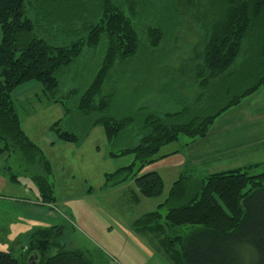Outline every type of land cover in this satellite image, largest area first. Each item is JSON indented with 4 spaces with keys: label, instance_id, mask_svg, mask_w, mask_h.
I'll return each mask as SVG.
<instances>
[{
    "label": "trees",
    "instance_id": "1",
    "mask_svg": "<svg viewBox=\"0 0 264 264\" xmlns=\"http://www.w3.org/2000/svg\"><path fill=\"white\" fill-rule=\"evenodd\" d=\"M124 2L96 0L89 19L81 21V16L62 18L53 8L58 17L46 10L37 12L28 0H0V157H12L18 163L21 171H10V176L15 180L19 174L27 175L47 205L56 202L52 169L24 132L12 94L30 82L40 85L52 104L63 110V117L49 130L64 143L81 144L95 127H101L111 143L137 125L132 116L119 120L109 116L112 96L103 94L114 65L134 58L140 47L132 22L138 0ZM210 5L214 16L203 26L202 62L194 72L201 91L196 102L201 103L207 91L222 86L229 101L214 115L194 116L184 123L182 118L191 113L187 108L161 116L147 112L137 125L138 143L109 153L113 158L132 155L133 162L105 174L102 186L106 189L132 183L143 198L161 197L162 178L142 171L171 155H160L161 148L180 137L187 139L185 147L204 138L221 114L264 87V0H212ZM147 37L153 50L164 39L159 28H149ZM101 44L105 47L101 62L77 101L78 112L88 125L80 136L63 131L62 121L69 110L55 97L57 75ZM71 93L77 95L76 90ZM220 98L216 96L214 101ZM260 166L264 167L256 164L199 178L185 171L171 185L164 202L135 221V229L155 236L170 264H264V171L252 173ZM54 234L53 228L36 232L29 241L47 250ZM58 252L46 257L44 264H89L78 252ZM0 264L21 263L11 253L0 251Z\"/></svg>",
    "mask_w": 264,
    "mask_h": 264
},
{
    "label": "rangeland",
    "instance_id": "2",
    "mask_svg": "<svg viewBox=\"0 0 264 264\" xmlns=\"http://www.w3.org/2000/svg\"><path fill=\"white\" fill-rule=\"evenodd\" d=\"M114 1L125 3L124 0ZM28 2L37 12L46 10L52 15L53 8L62 18L74 19L81 16V21L89 19L90 12L96 4V0H28ZM211 2L212 0H138L137 13L132 22L138 32L140 47L134 58L123 63L117 62L107 77L103 94L112 96L109 116L117 120L132 116L136 118L138 125L147 112L161 116L178 113L187 108L191 113L182 118L181 122L184 123L194 116L214 115L227 104L229 97L223 96V86L207 91V97L199 104L196 102L201 91L195 82L194 72L202 62L205 44L203 26L214 16ZM149 28H159L164 35V39L155 50L148 47ZM104 49V44H101L94 51L84 52L75 65L57 75L59 89L55 97L69 110V114L62 121L63 131H72L79 136L85 131L88 123L86 118L79 114L77 101L100 64ZM227 85H230V82ZM75 90L77 95L71 93ZM263 93L264 87L254 93L250 100L260 98ZM216 96H221L217 102L214 101ZM12 98L24 129L35 141L40 143L44 137L55 136L49 130L51 125H47L51 117L53 119L51 111L40 112L42 108L53 105L49 97L44 95L40 85L27 83L17 88ZM54 105L60 110L58 104ZM140 109L143 111H139ZM33 111L39 113L33 119L27 120V115H32ZM54 119H57L56 113ZM137 125L125 130L111 143L106 141L101 127L92 133V137L83 141L85 142L82 145L83 158L92 151L93 145L99 147L98 162L91 172L93 181L99 180L101 172L104 175L110 174L133 162L132 155L113 158L109 153H118L134 147L140 139ZM186 140L185 137H180L178 142L161 148L159 154L170 153L175 148L183 146ZM65 153L64 150H56L54 153L55 170L52 181L57 214L53 227L55 241H51L49 249L39 251L31 250L32 247L28 249L30 244L27 242L28 250L24 252L21 250L23 246L17 247L18 243H21V236H5L6 240L0 236V251L10 252L21 264L26 263L31 251L39 254L42 264L47 257L46 253L54 255L59 253V250L78 252L89 264H170L163 255L160 245L158 246L155 236L139 233L134 224L143 215L155 211L167 198L171 185L180 177L175 176V171H170L168 165H175L179 158L169 156L157 161L159 163L156 167L164 168L161 170L164 178L163 194L158 198L146 199L139 195L133 184L130 188H121L120 185L106 189L102 186L99 190L93 189L94 192L90 195L85 194L81 186L82 177L86 172L82 163L83 158L81 161L69 159L67 164L70 162L73 172V177H70L65 172L67 164L64 162V155H69ZM99 158L103 161L102 164ZM169 158L172 159L162 163ZM148 168L149 165L142 171ZM228 169L233 170L228 164L216 165L214 171ZM263 171L264 167L260 166L252 173L258 174ZM27 184L31 188L35 187L33 184ZM34 196V193L31 195L27 191L24 192L26 198L32 199ZM160 212L165 214L164 209ZM22 221L24 225L20 226L19 231L27 234L32 229H28L29 225L24 219Z\"/></svg>",
    "mask_w": 264,
    "mask_h": 264
},
{
    "label": "crops",
    "instance_id": "3",
    "mask_svg": "<svg viewBox=\"0 0 264 264\" xmlns=\"http://www.w3.org/2000/svg\"><path fill=\"white\" fill-rule=\"evenodd\" d=\"M251 97L252 95L246 97L245 100L243 99L244 102H241L242 104L240 103L238 106H235L221 114L211 125L204 138L196 140L187 147L183 145L184 147L181 146L171 151V155H168V157H178L179 160L175 165H168L170 171H175L174 175L179 176L189 170L190 174L199 178L213 173L223 172L222 170L218 172L214 171L216 165L222 166L228 164L230 168L243 169L251 165L264 163V93L260 98L250 100ZM57 107L58 106L56 105H50L42 108L40 111L41 113H48L51 111L53 119L51 117V121L47 122L48 126L54 124L63 117L62 108L58 110ZM33 112L34 113L32 115H27V120L33 119L39 113L36 111ZM55 113L57 119H54ZM22 127L30 140L41 149L47 158L52 169L50 181L53 186L54 183L52 180L54 179L53 174L55 170L54 153L56 150H64L67 154H69L68 156L64 155V162L66 164L69 159L71 160L72 158H74V160H82V151L84 149L82 148V145H84L85 142H82L79 145H74L61 142L57 140L55 136L49 135L41 139L39 143L27 133L24 129L23 122ZM97 129L98 127L93 128L86 139L92 137V133ZM91 150L92 151L88 153V156L84 157L82 160V163L85 165L86 172L81 180L83 192L89 195L94 192L93 189L99 190L102 188L104 178V174L101 172L99 180L97 179L96 181H93V174H91V172L93 171L94 165L98 162L97 157L99 155V147L97 145H93ZM170 159L172 158H169L162 163H166ZM99 162L101 164L103 163L101 158H99ZM158 163L159 162L149 165V168L144 172H155L164 182L163 175L161 174V170L164 168L161 169V167H156ZM65 168L66 174L73 177L70 162L65 165ZM10 171L13 174H17L21 170L18 163L13 160L12 157L1 156L0 217L2 224H0V236H2L3 240L7 239L5 236H21V243H18V248L23 246L21 250L24 252L31 247V250L39 251L40 249L37 247L39 246V243L35 241L30 242L29 238L33 235V233L52 229L55 226V221L57 219L56 203L50 205L43 203L40 200L36 187H34L35 189L31 188V186L27 184H33L27 175L19 174V176L13 180L9 174ZM131 186L132 183H127L122 185L121 188H130ZM25 191L31 195L34 193L35 196L32 199L26 198L24 197ZM22 219H24L29 225L28 229H32L34 232L31 230L28 232L29 234H22V232L19 231L20 226L24 225ZM19 237L16 238V241ZM27 242L30 244L28 249H26ZM36 251H31V254H28V256L35 253L38 255L35 263L40 264L42 259L40 260L39 254ZM49 253H46L45 255L48 257L50 256Z\"/></svg>",
    "mask_w": 264,
    "mask_h": 264
},
{
    "label": "water",
    "instance_id": "4",
    "mask_svg": "<svg viewBox=\"0 0 264 264\" xmlns=\"http://www.w3.org/2000/svg\"><path fill=\"white\" fill-rule=\"evenodd\" d=\"M37 260V255L34 253L32 255H30V257L27 260L28 264H34Z\"/></svg>",
    "mask_w": 264,
    "mask_h": 264
},
{
    "label": "flooded vegetation",
    "instance_id": "5",
    "mask_svg": "<svg viewBox=\"0 0 264 264\" xmlns=\"http://www.w3.org/2000/svg\"><path fill=\"white\" fill-rule=\"evenodd\" d=\"M38 256V255H37ZM30 256H28V258H29Z\"/></svg>",
    "mask_w": 264,
    "mask_h": 264
}]
</instances>
